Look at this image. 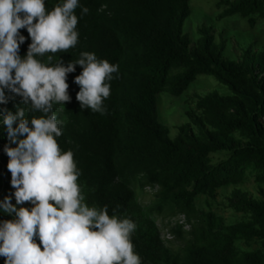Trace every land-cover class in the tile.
Instances as JSON below:
<instances>
[{"label": "trees", "instance_id": "16d2710c", "mask_svg": "<svg viewBox=\"0 0 264 264\" xmlns=\"http://www.w3.org/2000/svg\"><path fill=\"white\" fill-rule=\"evenodd\" d=\"M191 1L79 0L78 44L69 52L46 55H52L53 62L61 57L67 65L82 52H91L119 70L110 81L104 113L81 110L75 77L82 67L68 74L71 101L53 105L63 133L58 144L74 152L84 202L106 205L110 215L136 224L131 238L142 264H264V244L256 251L238 248L239 241L264 242V191L260 201L233 193L231 206L250 218L233 225L196 204L200 197L215 199L218 190L244 184L249 175L264 184V55L249 50L246 64L226 60V42L217 43L207 26L194 41L184 31ZM57 3L45 0V7L51 10ZM84 7L88 12L82 15ZM216 7L222 11L220 19L240 16L252 27L264 23V0H219ZM19 31L27 38L20 45L25 56L31 38L26 28ZM204 75L230 95L197 98L196 110L187 113L190 122L178 127L173 138L160 121L159 97H182ZM5 94L8 103L0 104V113L25 107L22 97L7 89ZM8 143L6 130L0 129V201L15 191L4 151ZM220 153L228 156L215 163ZM135 187L143 194L156 191L148 207L138 203ZM154 215L184 218L189 232L183 225L171 229L180 238L186 233L183 251L163 246ZM9 219L0 211V221ZM0 264H5L4 257Z\"/></svg>", "mask_w": 264, "mask_h": 264}, {"label": "clouds", "instance_id": "9594fccd", "mask_svg": "<svg viewBox=\"0 0 264 264\" xmlns=\"http://www.w3.org/2000/svg\"><path fill=\"white\" fill-rule=\"evenodd\" d=\"M78 6L79 0H59L49 10L45 0H0V104L8 103L7 89L25 106L0 113L15 189L0 201V211L12 217L0 221L5 264H142L131 238L136 224L110 215L106 205L84 202L74 152L64 151L57 140L63 133L53 105L71 101L68 74L82 67L75 77L81 110L104 113L110 81L119 70L91 52L67 65L61 57L53 62L46 55L69 52L78 44ZM87 12L82 8V15ZM23 28L31 38L25 56L20 55L27 39L19 31ZM25 202L32 207L21 206Z\"/></svg>", "mask_w": 264, "mask_h": 264}, {"label": "rangeland", "instance_id": "374dc122", "mask_svg": "<svg viewBox=\"0 0 264 264\" xmlns=\"http://www.w3.org/2000/svg\"><path fill=\"white\" fill-rule=\"evenodd\" d=\"M219 0H192L191 16L187 20L184 31L189 34L194 41L199 38L198 30L203 26L212 28L217 43L226 42L224 57L228 61H235L239 64H246V52L251 50L252 55H264V23L260 22L257 26L252 27L247 21L240 16L220 19L221 10L217 9ZM229 96V90L219 84L213 77L200 76L191 85L188 92L182 97H172L167 93L160 95L158 100V112L160 121L168 126L171 130V136L176 137L177 128L190 122L187 115L188 112L196 110L197 98L208 97L213 94ZM195 133H199L195 130ZM227 153H220L215 156V163L225 159ZM137 192L138 203L141 206H149L153 202L155 190L147 189L145 193H141L138 187ZM247 194L253 201L262 200L261 191H264V184L258 183L255 177L249 175L244 184L240 186H232L217 191L215 199L209 197H200L196 204L197 207L205 213L213 212L217 216L222 217L226 225L238 224L248 221L249 214L239 213L231 206V199L234 192ZM14 204L16 202H13ZM23 207H31L29 202H25ZM152 220L158 229L160 240L165 248H169L175 252L184 250L188 237L184 233L183 237H177L172 234L171 229L175 226H185L184 232L191 229L185 225L184 218L181 216L157 217L152 216ZM264 242L254 241L249 244L238 242V248L243 251H256L263 248Z\"/></svg>", "mask_w": 264, "mask_h": 264}]
</instances>
